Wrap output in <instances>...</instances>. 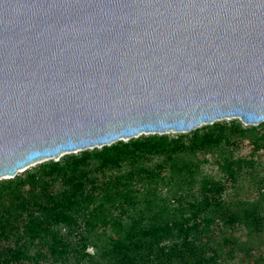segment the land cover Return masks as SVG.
<instances>
[{
	"label": "water",
	"instance_id": "95a60500",
	"mask_svg": "<svg viewBox=\"0 0 264 264\" xmlns=\"http://www.w3.org/2000/svg\"><path fill=\"white\" fill-rule=\"evenodd\" d=\"M227 119L264 121V0H0V180Z\"/></svg>",
	"mask_w": 264,
	"mask_h": 264
},
{
	"label": "trees",
	"instance_id": "16d2710c",
	"mask_svg": "<svg viewBox=\"0 0 264 264\" xmlns=\"http://www.w3.org/2000/svg\"><path fill=\"white\" fill-rule=\"evenodd\" d=\"M0 264H264V121L140 135L1 179Z\"/></svg>",
	"mask_w": 264,
	"mask_h": 264
},
{
	"label": "rangeland",
	"instance_id": "374dc122",
	"mask_svg": "<svg viewBox=\"0 0 264 264\" xmlns=\"http://www.w3.org/2000/svg\"><path fill=\"white\" fill-rule=\"evenodd\" d=\"M229 120H232V119H227L226 121H229ZM239 120V119H238ZM224 121V120H223ZM245 125V124H244ZM169 134H174V133H169ZM253 153V149L250 145H243L242 147H240L239 149V154L243 155V156H250L251 154ZM58 160V159H57ZM48 161V160H47ZM44 162V161H43ZM36 164H39V163H36ZM36 164H34L33 166H35ZM31 166V167H33ZM30 167V168H31Z\"/></svg>",
	"mask_w": 264,
	"mask_h": 264
}]
</instances>
